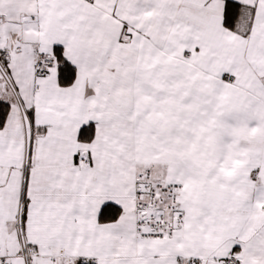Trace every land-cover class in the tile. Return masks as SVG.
Instances as JSON below:
<instances>
[{
    "label": "snow or ice",
    "instance_id": "snow-or-ice-1",
    "mask_svg": "<svg viewBox=\"0 0 264 264\" xmlns=\"http://www.w3.org/2000/svg\"><path fill=\"white\" fill-rule=\"evenodd\" d=\"M0 264H264V0H0Z\"/></svg>",
    "mask_w": 264,
    "mask_h": 264
}]
</instances>
